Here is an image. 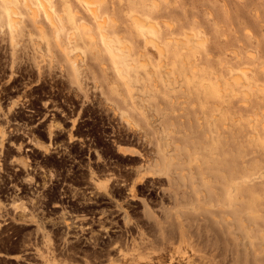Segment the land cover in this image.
Returning a JSON list of instances; mask_svg holds the SVG:
<instances>
[{"label": "rangeland", "instance_id": "rangeland-1", "mask_svg": "<svg viewBox=\"0 0 264 264\" xmlns=\"http://www.w3.org/2000/svg\"><path fill=\"white\" fill-rule=\"evenodd\" d=\"M13 1L15 23L0 1V67L10 73L0 81L24 87L0 103V150L8 145L6 118H19L44 89L87 104L81 115L91 113L94 133L119 135L118 151L123 145L133 154L109 152V159L136 166L130 191L142 197L123 205L131 209L125 222L109 223L110 246L118 247L72 262L42 253L45 264H264V0H91L105 24L80 0H43L45 6L32 0L37 21ZM104 37L121 62L103 48ZM8 41H20L16 52ZM55 41L77 44L73 54L89 67L83 85ZM47 47L53 53L43 61ZM96 177V187L95 181L103 185L97 193L120 181ZM145 187L156 202L139 193ZM46 239L49 248L51 235Z\"/></svg>", "mask_w": 264, "mask_h": 264}, {"label": "flooded vegetation", "instance_id": "flooded-vegetation-1", "mask_svg": "<svg viewBox=\"0 0 264 264\" xmlns=\"http://www.w3.org/2000/svg\"><path fill=\"white\" fill-rule=\"evenodd\" d=\"M3 73L10 77L0 67V76ZM22 87L24 82L18 86L9 79L0 81V103L10 102L13 91ZM56 95L40 89L37 101L24 104L19 118L8 116L5 121L8 145L5 152L0 150V264H45L41 254L50 252L64 262L86 260L94 251L106 254L118 247L110 246L114 238L109 223L125 222L124 210L131 209L123 205L142 198L130 191L133 178L129 180L128 174L136 166L109 159L111 152L121 153L119 135L94 133L91 113L81 115L87 104ZM112 146L116 148L110 150ZM93 171L95 179L111 174L120 181L110 184L111 192L97 193ZM139 193L149 204L156 202L153 188Z\"/></svg>", "mask_w": 264, "mask_h": 264}, {"label": "bare ground", "instance_id": "bare-ground-1", "mask_svg": "<svg viewBox=\"0 0 264 264\" xmlns=\"http://www.w3.org/2000/svg\"><path fill=\"white\" fill-rule=\"evenodd\" d=\"M2 3H3V5H4V8L7 10V12H8V14H9V19H10V22L11 23H15V19H16V5L14 4V1L13 0H0ZM22 1V3H23V5H24V8L27 10V12H28V14H29V16H30V18L32 19V20H34V21H37L38 19H39V17H40V14H39V8L36 6V8L33 6L34 4H32V0H21ZM40 3H44V1L43 0H38ZM37 1V2H38ZM43 1V2H42ZM80 1H82L83 3H85L86 4V6H87V8L89 9V11L91 12V14L93 15V17L95 18V20L98 22V21H100L99 23H103V24H105L106 23V19L103 17V21L105 22H103V21H101L102 20V18L98 15V13H97V8L95 9V8H93L92 6V4L91 3H93V2H91V0L89 1V0H80ZM13 3L14 5H10V3ZM36 2V3H37ZM9 3V4H8ZM48 3V2H47ZM37 4H39V3H37ZM99 4V3H98ZM92 5V6H91ZM95 5H96V3H95ZM40 6V5H39ZM44 6H45V3H44ZM42 7V6H41ZM40 7V8H41ZM99 7V6H98ZM43 8V7H42ZM39 10V11H38ZM42 10V9H41ZM44 11V10H43ZM43 11H41V12H43ZM48 11V10H47ZM46 11V12H47ZM99 12V11H98ZM45 13V12H44ZM49 13V12H48ZM47 13V16H50V13L48 14ZM100 14V13H99ZM45 16V15H44ZM101 18V20L99 19V18ZM46 18V17H45ZM50 18L52 19V17L50 16ZM44 19V18H43ZM55 20V19H54ZM54 20L52 21V20H50L51 21V25H52V27L56 30V31H58V30H60V25L57 23V22H54ZM136 20L137 21H139V22H141V23H143L144 22V20H141V19H139V18H136ZM56 21V20H55ZM38 24H40V21H38L37 22ZM101 25V26H103L104 27V25ZM149 24H150V22H149ZM148 27H151V25H148ZM101 27H99V29H100ZM102 30H103V28H102ZM101 29H100V35L102 36L103 34H104V32L102 31ZM90 32V31H89ZM90 35H92V36H94L93 34H91V33H89ZM151 37V36H150ZM149 38L147 37V40H148ZM151 39V38H150ZM149 39V40H150ZM104 40L105 41H103V48L105 49V50H107V53L110 55V57L112 58V60L115 62V64L116 63H118L119 62V60H120V58H122V55H121V52L115 47V45L111 42V41H108V40H106L105 39V37H104ZM156 40V39H155ZM0 42H2V41H0ZM4 42V41H3ZM7 42V41H6ZM8 42H10V45L13 47V49H14V51L13 52H16V50H17V47H18V45H20L19 44V42L20 41H8ZM97 42V41H96ZM96 42L94 43V41H92V43H94V45L96 44ZM153 42V44L152 45H154L155 43H154V41H152ZM36 43H39V44H37V47H40L41 46V44H43V43H41L40 44V42L38 41H36ZM35 43V44H36ZM148 43V42H147ZM55 44L60 48V50H61V52L64 54V56H65V58L69 61V64H70V66H71V69L73 70V72L75 73V75H76V77H77V82L80 84V85H83V80H84V73H83V71H86L89 67L88 66H86V65H84L83 63H82V58H78V57H80L78 54H77V50H76V43H75V41H55ZM39 45V46H38ZM44 45V44H43ZM42 45V46H43ZM97 46H98V44H96ZM156 45V47L159 49L160 48V46H158V43L157 44H155ZM154 45V46H155ZM42 46H41V48H42ZM45 46V45H44ZM36 47V46H35ZM97 49L99 48V47H96ZM43 49V48H42ZM46 49V48H45ZM100 49V48H99ZM41 50V49H40ZM73 50H75V51H77L76 52V55H74L73 54ZM42 51H44V52H42ZM48 51H51V54L50 55H52V53H53V50L52 49H50L49 47H47V49L46 50H41V52H42V54L41 55H43V61H44V56H46L47 55V52ZM75 51H74V53H75ZM102 52H103V50H102ZM101 52V53H102ZM44 53V54H43ZM80 54V53H79ZM14 55V54H13ZM77 55H78V57H77ZM100 57V56H99ZM98 57V58H99ZM13 60V64L15 63V61H16V58H14V59H12ZM52 61V60H51ZM120 62H121V60H120ZM120 64V63H119ZM104 65V64H103ZM124 66V65H123ZM118 67V66H117ZM121 67H122V65H121ZM120 67V68H121ZM66 68V66L65 65H63V64H61L60 65V69L61 70H63L64 71V69ZM120 68H118V69H116L117 71H120ZM120 73V72H119ZM122 73V72H121ZM120 73V74H121ZM111 107V109H112V112H114L115 114L116 113H119L118 115H120V116H122V119L124 118V119H126V120H128V118L126 117V116H124V115H122L121 114V112L120 111H118V109L114 106V107H112V106H110ZM110 109V108H109ZM110 109V110H111ZM140 114L141 115H143L144 116V118H146V116H147V112L144 110V109H141L140 110ZM148 122L149 123H152L151 122V119L150 118H148ZM132 125H133V127H135V125H134V123L131 121L130 122ZM54 126V125H53ZM1 127H0V134H1ZM141 138H143V136L142 135H139V139H141ZM119 151L121 152V153H123V154H133V152H131V151H128V149H126L123 145H120L119 146ZM134 152H136L138 155H140V157L143 159L144 157V155L139 151V150H137V149H134ZM138 170H141V167L138 169ZM92 177L94 178L95 177V172H92ZM151 176H158L155 172L153 173V174H150ZM113 178V177H112ZM93 181H94V179H93ZM111 181V177L110 178H108V179H106V180H104V181H102V182H104V183H109ZM98 185H97V188L98 189H101L102 187H103V185H101V183L99 182V181H95ZM134 190V185H132V188H131V191H133ZM151 220H153V219H151ZM129 218L127 219L126 218V223H129ZM154 221V220H153ZM140 234L141 235H145V233H144V230L143 229H141L140 231ZM147 238V237H146ZM121 251H123V249L121 248L120 249V252ZM140 261H148L146 258H144V257H140Z\"/></svg>", "mask_w": 264, "mask_h": 264}]
</instances>
